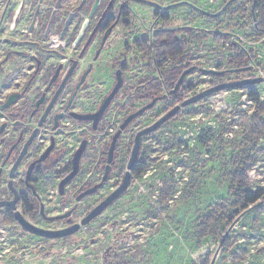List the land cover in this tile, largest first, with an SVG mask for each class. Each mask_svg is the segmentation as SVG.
Returning a JSON list of instances; mask_svg holds the SVG:
<instances>
[{
    "label": "flooded vegetation",
    "instance_id": "flooded-vegetation-1",
    "mask_svg": "<svg viewBox=\"0 0 264 264\" xmlns=\"http://www.w3.org/2000/svg\"><path fill=\"white\" fill-rule=\"evenodd\" d=\"M134 4L154 8L152 15L138 13ZM180 5L178 0H0V226L4 230L38 238L33 242L44 244L50 253L53 241L67 245L128 194L134 169L138 164L148 167L149 148L159 143V136L180 114L140 138L129 170L138 135L181 106L173 95L179 89L165 93L164 68L153 52L154 42L161 41L164 32L178 36L180 28H173L171 12ZM192 67L197 68L195 73L210 76L201 72L205 68ZM120 82L121 89L108 104ZM166 101L172 104L165 111ZM153 103L121 131L131 116ZM80 151L78 172L61 191V184L74 173ZM128 172L129 190L83 226ZM57 217L61 218L51 220ZM18 218L44 231L75 226L79 230L69 237L47 239L24 231Z\"/></svg>",
    "mask_w": 264,
    "mask_h": 264
},
{
    "label": "rangeland",
    "instance_id": "rangeland-1",
    "mask_svg": "<svg viewBox=\"0 0 264 264\" xmlns=\"http://www.w3.org/2000/svg\"><path fill=\"white\" fill-rule=\"evenodd\" d=\"M178 1L183 5L171 12L173 28H194L196 35L206 36L203 40L189 41V54L194 57L191 58V66L216 71L230 68L227 58L236 56L235 50L213 44L214 34L226 29L232 34V40L236 37L241 51H252L254 55L251 73L206 78L199 73L190 74L187 84L197 87L188 94L187 100L219 82L264 78V38L259 40L255 35L251 2ZM232 1L234 3L230 6ZM133 7L147 17L154 9L135 4ZM192 7L211 17L194 12ZM259 91L264 98V82ZM168 104L172 102H164L165 111ZM249 104L245 92L231 90L216 94L198 105L182 108L177 120L159 136V143L149 148L147 173L143 177L135 176L128 194L92 228L83 230L67 245L53 241L49 253L44 244L40 247L33 242L38 238L23 235L17 230H4L0 226V264H207V254L211 255L210 264H234L231 258L240 249L250 251L249 264H264V205L244 215L240 223L229 229L222 222H216L210 225L204 238L200 236L206 218L229 200V177L225 169L230 167L229 159L244 139L237 127L231 129L234 124L232 117L233 113L251 107ZM200 108L207 116L192 119L191 112ZM225 111H230V114L223 115ZM243 122L246 124L247 121ZM222 123L229 126L228 130H236L237 134L223 138L220 135V141L213 142L208 149L207 157L204 148L196 142L197 136L210 126L217 130V135L221 134L219 125ZM174 138L183 141L184 145L167 149V142ZM230 142L237 146H226ZM260 144L264 148V143ZM225 147L227 151L223 152ZM259 159L260 165L250 174L258 185L261 181L264 184V151L260 152ZM167 188L177 193L174 201L165 204L161 191ZM224 230L231 245L222 247ZM243 239L246 240L244 243L241 242ZM261 241L263 243L260 244Z\"/></svg>",
    "mask_w": 264,
    "mask_h": 264
},
{
    "label": "trees",
    "instance_id": "trees-1",
    "mask_svg": "<svg viewBox=\"0 0 264 264\" xmlns=\"http://www.w3.org/2000/svg\"><path fill=\"white\" fill-rule=\"evenodd\" d=\"M252 3V18L255 25V35L259 40L264 38V0H248V3ZM229 4V2H227ZM234 3L231 2L230 6ZM227 5V4H226ZM194 12H199L202 15L209 16L206 12H203L197 8H193ZM254 9V10H253ZM221 13V12H220ZM225 13V12H223ZM219 14V13H217ZM216 14V15H217ZM215 17V16H213ZM196 29L190 30L189 28L179 29L177 34L172 32H164L162 35V40L159 39L154 42L153 45V52L154 56L156 57L159 66L162 65L164 68V91L165 93L173 92L181 78L182 74L193 68L190 64L192 56L189 54V41L192 39L196 40H203L206 36L202 37V35L195 34ZM208 30H204L207 32ZM232 34L226 30L218 31L214 34L213 44L218 46H228L230 50H235L236 56H230L227 58L228 64L230 66L227 70H242L251 68L254 61L253 52L245 51L239 48L240 44L236 37L232 40ZM211 39V38H210ZM149 48V47H148ZM149 53V49H148ZM194 59V57L192 58ZM210 68V67H209ZM206 69V70H211ZM220 69V68H219ZM226 70V71H227ZM254 68L248 72H241L236 73V75L246 74L253 72ZM228 75V74H226ZM190 77L187 76L180 86L177 94H173L174 96L177 95L179 98L178 104H183L187 100V96L190 92H194L196 89V85L194 84H187V80ZM249 79V78H247ZM243 80V79H238ZM260 85H252L248 87L239 88L246 93V98L248 100V104L251 107H247L246 110L242 112H235L233 113L234 124L231 126V129L238 128L239 134L244 138L242 143L239 147H237L236 153L233 154L229 159L230 167L226 166L225 172L228 175V184H229V200L224 203L222 206H219L213 210L212 214H210L205 222L202 224V230L200 233L201 238L206 236V233L209 231L210 225L213 223H221L225 224V228H231L232 226L237 225L242 221V218L247 213L251 212L257 207L264 205V184L262 181L254 182L250 177V174L253 170H255L260 165L259 154L260 152L264 151V148L260 143H264V98L259 91ZM208 99V98H207ZM206 100V99H205ZM204 101V100H203ZM200 103V102H199ZM202 103V102H201ZM198 105V104H197ZM230 111H225L223 115L228 116ZM205 115L207 113L203 111V109L195 110L191 112V118ZM237 118V119H236ZM246 120V124L243 122ZM245 124V125H244ZM233 127V128H232ZM222 133L217 135V130L210 126L206 128L202 134H198L196 142L198 146L204 148L203 150L206 151L207 157L209 155L208 149L210 148L213 142L220 141V135L227 137L228 135L237 134L236 130H228L229 126L222 123L219 125V129ZM241 129V130H240ZM219 130V131H220ZM169 135V133H167ZM243 141L245 145L243 144ZM233 143V144H232ZM228 143L226 146L231 148L236 147V143L234 142ZM184 142L179 141L177 138L173 140H169L166 144L167 149L173 148L175 146H183ZM236 149V148H235ZM227 151V147L224 148L223 152ZM228 165V166H229ZM148 171V167L141 166L138 164L134 169V174L136 177L144 176ZM225 175V176H226ZM257 184V185H256ZM176 190L172 188H167L166 190L161 191L162 201L165 204L174 201L176 197ZM220 212V214H219ZM218 214L220 215L218 217ZM151 217H153V214ZM218 217V218H217ZM240 219V220H239ZM220 222H219V221ZM254 224L257 225L256 221ZM262 227V225H260ZM246 229V228H244ZM264 229H262L263 231ZM227 233L226 230L222 232V236L224 235V245L222 247L231 245V242L228 236H225ZM246 240L243 239L241 242H245ZM263 241L260 242V244ZM262 252V251H260ZM208 258L205 263L210 264L209 257L211 255L207 254ZM250 256V251L247 249H240L237 253L232 257V261L234 264L244 263L249 264L248 257Z\"/></svg>",
    "mask_w": 264,
    "mask_h": 264
},
{
    "label": "water",
    "instance_id": "water-1",
    "mask_svg": "<svg viewBox=\"0 0 264 264\" xmlns=\"http://www.w3.org/2000/svg\"><path fill=\"white\" fill-rule=\"evenodd\" d=\"M254 10V9H253ZM197 68H191L187 71H185L181 78L179 79V82L176 86V89L174 90V92H176L180 86L183 84L185 78L187 76H189L190 74H192ZM252 70L251 68L248 69H242V70H227V71H223V72H218L216 70H201V72H203L204 74L210 75V76H224L226 74H236V73H241V72H248ZM264 82V78L259 77V78H249V79H245V80H240L237 82H231V83H225V84H221L218 86H215L207 91L202 92L201 94H198L196 96H194L193 98H190L188 100H186L181 106H177L175 109H173L168 115H166L165 117H163L156 125H154L152 128L140 133L137 137L136 140V144H135V148L133 150L132 153V158H131V162L129 165V170H132L137 155H138V151H139V142H140V138L144 135H149L153 132H155L159 127H161L163 124H165L167 121H169L171 118H173L179 111H181L182 108H186L190 105H195L198 104L199 102L210 98L216 94H219L221 92H226V91H231V90H238L239 88H243V87H248V86H252V85H260ZM122 87V83L120 82L114 92L111 94V96L107 99V103L109 104L114 97L117 95L118 91L121 89ZM106 105L104 104V106L102 107V112L106 109ZM154 106V103L145 107L144 109H142L141 111H139L138 113H136L135 115L131 116L126 122L125 124L121 127V131H123L127 125L134 120L136 117L142 115L144 112L150 110L152 107ZM121 131H119L115 137V141L111 150V154H110V161L112 160L113 157V151H114V145L118 139V137L121 135ZM81 155V151L79 152V154H77L75 163H74V173L67 178L62 184H61V191H63L64 187L66 184H68L77 174L78 172V164H79V157ZM131 185V174L130 172L126 173L123 183L122 185L116 190V192L114 194H112V196L107 199L104 203H102L97 209H95L83 222V226L88 225L92 220H94L95 218H97L98 216H100L107 208H109L113 203H115L117 200L120 199V197L122 195H124L128 190L129 187ZM3 205L0 204V207H2ZM66 217V216H64ZM61 217H57V218H52L51 220L54 219H60ZM19 219V218H18ZM19 221L21 222L24 231L31 233L33 235L36 236H40V237H44L47 239H61V238H65V237H69L71 235H73L74 233H76L79 230V226H75L69 230H65V231H59V232H52V231H44V230H40L36 227H33L32 225H29L26 221H24L23 219H19Z\"/></svg>",
    "mask_w": 264,
    "mask_h": 264
}]
</instances>
